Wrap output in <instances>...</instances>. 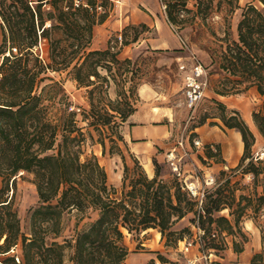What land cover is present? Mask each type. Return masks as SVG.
<instances>
[{
  "label": "trees",
  "instance_id": "16d2710c",
  "mask_svg": "<svg viewBox=\"0 0 264 264\" xmlns=\"http://www.w3.org/2000/svg\"><path fill=\"white\" fill-rule=\"evenodd\" d=\"M78 1L75 5L74 0H0V264H122L128 254L125 233L156 230L166 247L175 248L192 234L189 227L175 228L187 214L193 215L190 223L201 231L199 251L218 257L228 247L226 236H231L235 254L243 251L247 237L239 223L251 220L259 232L260 249L248 264H264V157L252 156L254 133L237 110L213 100L222 126L237 131L242 142L238 164L230 171L240 169L251 177L253 191L240 194L236 202L229 177L207 189L198 208V200L181 180L160 177L155 159L152 177L136 159V167L129 168L120 128L135 111L140 76L130 59L121 60L118 54L148 28L144 23L126 25L117 49L116 38L107 40L104 49H89L93 26L108 16L104 7L108 0ZM189 1L193 9L187 6ZM238 1L160 0L167 22L180 28L222 10L226 21L240 10L236 37L229 39L225 24L224 36L217 38L221 43L215 52L217 69L224 82L214 92L231 96L254 88L261 104L251 120L264 141V0H249L242 7ZM44 5L49 9L42 10ZM42 45L47 46L45 55L35 51ZM49 72H65L77 86H91L88 108L79 113L83 126L69 109L61 82ZM45 80L50 82L41 85ZM110 83L117 87L114 99L106 96ZM207 117L203 114L198 125ZM87 143L98 144L101 155L120 156L123 175L118 188L107 184L94 154L82 157ZM205 156L215 154L207 149ZM20 172L32 176L37 196L27 233L21 230L8 194L9 183ZM225 209L226 216L218 214ZM65 213L75 218L68 236H63ZM84 218L88 221L79 226ZM15 249L19 252L10 254ZM156 257L157 261L151 258L143 264L169 263L159 253Z\"/></svg>",
  "mask_w": 264,
  "mask_h": 264
},
{
  "label": "rangeland",
  "instance_id": "374dc122",
  "mask_svg": "<svg viewBox=\"0 0 264 264\" xmlns=\"http://www.w3.org/2000/svg\"><path fill=\"white\" fill-rule=\"evenodd\" d=\"M248 1L239 0L238 4L242 7ZM191 4L192 1H189L187 6L193 9ZM104 7L108 11V16L103 23L93 26L89 49H104L107 40H114L115 38L117 41L114 49H117L121 41L118 36L126 25L144 23L148 28L139 35L136 42L120 48L118 54L119 59H130L133 68H138L139 70L140 78L136 85V100L133 104L135 110L143 114L140 115L141 119L145 116V113L151 114L149 122L139 120L135 124H130L126 120L122 124L120 130L124 144H121V149L125 164L129 168L134 169L136 167L134 159L138 161L142 168L143 164L147 163L149 165L148 169L145 170L143 168V170L148 177H152L154 174L152 159H155L158 164L160 177L163 180H170L173 174L166 161V156L170 152H173L176 158L182 155V149L177 144L182 138L184 148L187 151V156L182 157L180 161L182 174L180 180L182 183L195 181L203 183L204 178L211 175L214 177V184L207 189H212L223 182L226 177H229L235 202L240 194L253 191L250 175H243L240 169L230 171V168H234L238 164L239 159L233 167L223 166L221 169H216V166H214L224 162L223 156L229 158L237 152V142H239L234 138L235 130H228L223 127L220 120L216 117L219 114V110L213 100L219 101V96L215 94L214 90L220 89L221 83L224 82L223 73L217 69L215 52L221 44L217 38L224 36L223 31L226 25L228 26L229 39L236 37V23L239 19L240 10L237 9L232 16L226 17V21H224L225 12L222 10L220 13H212L204 21L198 18L191 22L189 21V23L187 21L180 28L167 22L160 0H108ZM48 9V5L42 6V10L46 11ZM96 9L101 10L100 7ZM41 50L43 55H45L47 46L42 45L35 49L38 53H41ZM191 54L207 70L208 87L205 96L196 107L193 110H187L182 104V84L178 71V62L179 60L188 61V57ZM47 75L61 82L62 88L70 102L69 109L76 113L78 124L83 126L84 123L79 121V113L82 109L88 108L87 95L91 86H77L74 81L67 78L65 72L59 74L49 72ZM49 82V80H45L41 85ZM143 84L147 85L148 89L141 99L137 93V88ZM126 88L127 85L125 86ZM116 90L117 87L110 83L106 89V96L114 99ZM229 103L237 107L235 110H237L255 135V142L251 149L252 156L254 158H263L264 141L257 135L251 120V113L260 108V97L255 90L248 89L231 95L229 100H227L228 105H230ZM225 107L231 109L227 105ZM203 114L208 116L205 122L201 124L207 129L205 135H216L215 138L219 140L218 143H207L198 137L195 127L201 126L198 125V121ZM147 125L152 126L155 130L154 135L152 137L140 136V132L145 130ZM198 131L202 134L200 130ZM137 134L139 137H137ZM197 139L202 144L199 148L194 147L192 143L193 140ZM207 149H210L215 156L207 158L205 156ZM90 153L97 157L99 164L104 168L107 184L118 188L123 175V162L120 156L115 154L101 155V148L98 144L91 145L87 143L82 157ZM241 154L242 149L240 150L239 158ZM220 170H224V174H220ZM31 180L32 176L30 174L20 172L15 176L13 183L8 185L11 188L8 194L9 196L12 195V209L16 212L21 230L26 233L30 210L37 205L36 191ZM258 191H260V188H258ZM218 214L226 216L227 210H222ZM91 216L93 217L94 214ZM192 217V214H187L175 225L176 229L184 226L189 227L192 233L190 236L185 235V239L179 241L175 248L166 247L164 240L160 239V235L157 234L156 230H147L139 235L125 233L124 244L128 248V254L122 264H143L150 258L157 261L156 253L166 258L169 263L165 264H179L176 259L182 258L184 255H192L195 251L197 252V246L193 242L187 252L182 250L184 242L193 239L194 229L190 223ZM86 221L88 219L84 218L80 221L79 226ZM245 221L242 220L239 223V228L247 237V242L253 247L255 240L252 232L245 229ZM62 222L64 224L63 236H68L75 223L73 214H63ZM255 234L259 238L258 244H260L258 230ZM225 239L228 244H231V236H226ZM18 252L19 250L15 249L11 250L10 254L15 255ZM223 253L224 251L221 256L224 260H219L218 256L210 251L209 260L207 261L229 262ZM197 264H204V261L199 259Z\"/></svg>",
  "mask_w": 264,
  "mask_h": 264
},
{
  "label": "built area",
  "instance_id": "2783aa9c",
  "mask_svg": "<svg viewBox=\"0 0 264 264\" xmlns=\"http://www.w3.org/2000/svg\"><path fill=\"white\" fill-rule=\"evenodd\" d=\"M74 3L75 5H77L79 1L74 0ZM161 7L164 9V6L162 4ZM12 51H15V49L12 48ZM178 71L180 73L182 84V104L187 110H193L199 103V101L205 96V92L208 87V72L205 67L197 61L193 54L188 57V61L179 60ZM192 143L196 148H199L202 145L198 139L193 140ZM177 144L182 149V155L176 158L173 152H170L166 156V161L170 166L173 176L180 180L182 176L180 171V161L182 157L187 156V151L184 148L182 138L177 142ZM213 184L214 177L211 175L204 178L203 183H199L198 181L188 183L183 182L185 189L191 194V196L195 197L198 200V208L200 207L201 199L204 196L206 189ZM192 227L194 229L193 239L191 241L184 242L182 250L184 252H187L193 242L197 246L199 256L187 258L184 264H197L199 259H202L204 261V264H208L209 262L207 260H209V254L207 255L199 251V238L201 235V231L196 225H193ZM14 258L16 261H18L17 256H15Z\"/></svg>",
  "mask_w": 264,
  "mask_h": 264
},
{
  "label": "crops",
  "instance_id": "0c3cea01",
  "mask_svg": "<svg viewBox=\"0 0 264 264\" xmlns=\"http://www.w3.org/2000/svg\"><path fill=\"white\" fill-rule=\"evenodd\" d=\"M147 89H148V86L145 85V84L140 85L137 88V93H138V95H139V97L141 99L147 93ZM250 89L251 90H255L254 88H250ZM218 96H219V101H221L222 103H224L228 107H231V109L237 108V107H235L234 105H232L230 103H229L230 105L227 104V100H229V97H231V96H220V95H218ZM140 115H143V114H141L138 110H135L128 117L127 122L130 123V124H135L139 120L146 121V122L150 121V116H151L150 113H145L144 114L145 116L142 119L140 118ZM195 130L197 131L198 137L201 138L203 141H205L207 143H218L219 140L217 138H215L216 135H211V136H206L205 135V133H207V129L205 128L204 125H201L199 127H195ZM198 130H200L202 132V134ZM154 133H155V130L152 128V126H148L147 125V128H145V130H142L140 132V134H141L140 136L152 137L154 135ZM257 135L259 136L258 133H257ZM137 137H139L138 134H137ZM234 138H235L236 141H239V142H237V152H235L229 158L223 156L222 159L224 160V162L221 163V164L214 165V166H216V169H221L223 166L224 167H233L234 165H236V163H237V161L239 159L240 150L242 149V142H241V139H240V134L237 131H234ZM151 173H152V171H151ZM244 226H245V229H247L248 231H251L252 234H253V238L255 240V242L253 244V247H252V245L249 242H246L243 245V251L241 253H239V254H235L232 251V249H231V244H228V247L224 250L223 255L225 256L226 259L229 260V262L238 261L240 264H248L249 258L252 255V253L258 251V249L260 248V244H258L259 243V238H257V235L255 234L256 231H257V228L254 226L252 221L251 220H246L244 222ZM195 252L192 255H190V254L184 255V257L176 259V260L179 262V264H184L185 260L187 258H189V257H198L199 256L198 251L196 252L197 255L195 254ZM217 258L219 260H224V258H222V257H217ZM226 263H228V262H226Z\"/></svg>",
  "mask_w": 264,
  "mask_h": 264
},
{
  "label": "bare ground",
  "instance_id": "6f19581e",
  "mask_svg": "<svg viewBox=\"0 0 264 264\" xmlns=\"http://www.w3.org/2000/svg\"><path fill=\"white\" fill-rule=\"evenodd\" d=\"M143 168H144L145 170L148 169V165H147V163H144V164H143ZM157 234H159V233L157 232Z\"/></svg>",
  "mask_w": 264,
  "mask_h": 264
}]
</instances>
